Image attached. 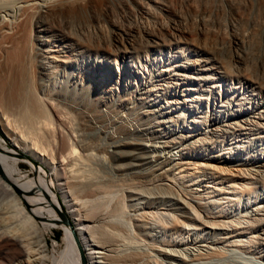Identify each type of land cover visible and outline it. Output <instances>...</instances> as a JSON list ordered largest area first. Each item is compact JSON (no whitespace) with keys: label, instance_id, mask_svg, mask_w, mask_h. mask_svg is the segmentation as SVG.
I'll list each match as a JSON object with an SVG mask.
<instances>
[{"label":"bare ground","instance_id":"obj_1","mask_svg":"<svg viewBox=\"0 0 264 264\" xmlns=\"http://www.w3.org/2000/svg\"><path fill=\"white\" fill-rule=\"evenodd\" d=\"M111 1L0 0V12H4L5 8L7 10L4 15H0V113L5 114L4 128L7 127L13 133V139H16L18 144L25 146L31 155L48 165L51 175H54L53 179L50 174L42 175L40 166H36L33 159H28L32 175L22 174L18 165L19 155L23 158L22 153L3 144L0 137V264H264V253L258 254V247L264 244V197L259 196V192L253 195L256 189L253 184L257 179L262 181L264 174L259 167L247 170L248 168L235 169V166L231 169L230 166L228 168L216 166L212 163L213 161L224 162L236 158L240 164L244 165L247 164L248 159L241 158L237 152L232 157L223 151L220 153L221 149L214 148L213 151L219 152L212 154L213 151L202 147L203 144H207L206 146L212 149V145L209 144L210 137L215 135L224 139L227 133H230L231 141L227 144L231 146L236 142L240 143L245 137L243 131L258 126V122L254 120L252 114L254 108L252 107L251 110L245 108L225 119V110L218 109L223 106L222 100H218L220 103H214L213 100V114L215 115L206 119L207 122L203 128L196 125V122L199 123L196 117L200 115L188 118L189 115L187 116L189 122L181 124L186 114L197 113L196 104L200 100V96L194 93H198L200 89L196 87V84H199L200 80L211 78L209 74H205V76L199 74L200 76H198V73H193L191 70L194 71L195 66L207 64L208 58L205 55L214 53L218 55L224 49L221 45H219L220 47L218 45V47L216 45L213 47L214 45L210 43L209 45L206 41L208 35L201 28L184 26L183 23L187 20L185 22L183 20L186 16L183 19L179 10L170 8L172 6L166 5L165 2L160 0H125L133 4L137 14L148 16V19L152 18L155 28L129 26L121 29L116 25L117 23H114L112 24L113 29H111L116 49L109 46L111 43L108 44L107 39L106 41L94 40L93 42L90 38V40L83 41V50H77L76 54L87 50H93L94 53L82 54L81 58L71 55L66 60L62 59V52H71L81 46L78 40L74 42L75 34L72 31L75 23L73 24L72 20L91 15L90 13L95 16L100 7L108 5L107 3ZM225 2L228 6L235 3L234 0ZM10 3L12 5L8 6ZM204 3L200 2L201 5H198V8L195 5V8H191L192 13L197 12L200 15L199 22H204L206 14L212 10H209L210 4ZM219 8L221 9L222 6ZM111 11L113 12V10ZM124 11L126 10L124 9ZM162 15L166 16L167 22H163L164 18L162 20L159 17ZM99 16L98 18H100ZM100 28L102 27L100 26ZM106 35L110 36L109 33ZM237 38L235 34L232 37L235 45L240 43ZM118 46L123 49H119ZM166 47H169L168 50H164ZM171 48H175L176 52L184 56L186 54L183 62L175 65L173 73H168L169 71H167L168 74L162 73L167 69L151 72V69L147 70L138 66L141 61L157 60L158 56L166 54ZM157 49L159 52H154ZM141 52L143 53L140 54ZM188 53L193 57H189ZM134 54H136V59L133 60L131 57ZM222 56L219 59H224V62L229 59L226 58V60ZM236 57L235 55V60ZM201 61L203 64H199ZM110 62L116 64L113 73L105 69ZM222 65V70H219L222 73H218L219 77H223L224 73L228 74L229 70H232L230 63H228L230 67L227 66L229 69L223 63ZM198 70H208V68L203 67ZM192 73L197 76H193ZM136 75L141 76L137 79ZM83 76L89 77L90 81L95 82L100 88V92L107 91L109 96L103 99L104 105L110 104L112 95H116V90L119 91L122 86L124 94L119 99L120 104H124L123 107L128 108L130 105L132 107L133 105L140 106L137 107L140 108V111L138 110L135 115V121L137 120L135 128L130 131L131 128L128 127L130 120L127 118L116 119L111 124L117 132L127 135L163 134L160 137H167L165 140L168 145L174 144L173 147L176 149L174 152H163V155L158 156L154 155L157 149L155 148L156 144H146L143 149L150 153L148 157L156 158L153 160L154 162L177 160L171 163V173L167 176L166 182H159L154 187L146 188L145 186L143 192L139 189L141 193L138 195L129 194L127 203L122 198L125 196H122L121 201H123H117L113 210H110L113 212L106 211L105 217L107 213L111 214L106 223L105 217L102 216L104 213L95 212L99 205L98 202L101 203L102 199L95 200L98 205H92L89 210H82L84 207H78L79 199H76L72 192L74 190L71 188L75 189L81 183L76 179L75 181L79 185L70 187V181H74L73 178L70 181H66L68 178L64 179L70 172L68 174L66 172L67 176L64 175L63 178L56 160L57 155L48 151L47 147L50 145L47 143V147L42 145L45 139L43 137L46 135L52 137L49 138V140L52 139V142L56 137L51 126L52 117L50 118L46 106L48 101L53 103L51 92H54L57 87L58 92L65 96L67 82ZM246 98L249 99L248 96ZM117 102L116 104H118ZM91 106L94 108L96 103ZM10 110L17 112V119L10 115L12 114ZM7 111H10L8 113L11 117L7 116ZM55 113L57 115L58 112L55 111ZM123 114L125 115V113ZM12 117L15 118L12 121L19 119L18 121L23 124L22 126L17 124L18 127H21V129L18 128L19 131H15L17 125H15V129L12 127L14 125L9 126L8 118L11 120ZM258 118L263 117L260 115ZM143 120L147 122L143 123ZM177 121L180 122L179 125H176ZM200 121L203 123L202 120ZM108 122L110 123V121ZM55 128L57 129V127ZM227 129H231V131ZM61 134L58 138L60 142H63V134ZM64 139L68 141L67 137ZM46 141L48 142V140ZM67 141L63 146L71 145ZM55 144H53L55 150L60 151L62 149L60 144L58 146ZM142 144L144 143L142 142ZM72 145L74 144L72 143ZM163 146L165 147V145ZM232 148H236V144ZM74 149H71L70 152L76 151ZM225 152L230 153L229 150ZM124 153L126 154V152ZM62 154L63 158H66L67 153L62 151ZM240 158L243 159L241 162ZM100 159L98 158V160ZM61 160L62 158H60ZM67 160L69 159L67 158ZM234 170H237L238 174L233 173ZM64 171H61L62 174H65ZM123 179L125 180V178ZM100 187L98 188L101 189ZM81 188L84 189L83 186ZM154 188L157 189V192ZM82 189L79 187L80 193ZM114 189L117 192V187ZM93 190H89L91 194ZM109 190L111 191V189ZM120 196L118 195V197ZM92 202L94 201L91 200L90 203L93 204ZM110 202L114 203L115 201ZM172 202L177 205L168 206ZM62 203L66 209H63ZM70 217L72 221H70ZM64 218L67 219V224H64ZM58 224L63 227L66 239L65 247L60 251L56 250L55 244H48L46 239L47 232ZM121 230L126 232L123 238L121 234L124 231ZM119 236L121 238H117ZM118 239H121V242ZM160 251L163 252V256H159Z\"/></svg>","mask_w":264,"mask_h":264},{"label":"rangeland","instance_id":"obj_2","mask_svg":"<svg viewBox=\"0 0 264 264\" xmlns=\"http://www.w3.org/2000/svg\"><path fill=\"white\" fill-rule=\"evenodd\" d=\"M124 1L125 0H112L111 2L107 3L108 5L105 4L104 6L100 7L102 9L99 8L97 10L98 14H95L96 18L94 16V14H92L90 12H87V13H90L91 15H88V16L85 15L83 18L77 17V20H76V18H74L72 20L73 21L72 23L73 24L75 23L73 26L74 29L72 27L73 24L72 23H71L72 25L70 24L72 29H73L72 32L75 34L73 36L75 39L74 42H76L78 40V42L81 46L79 48H77L76 50L71 51L72 53L70 51L62 52L61 58L62 59L64 58V60H66V59H68V57H71V55H72V57L81 58L82 54H87L90 52L94 53L93 50H87V51L81 52L80 54H76V52L83 50V48H84V47H82L83 41H85L86 39L90 40V38H91V41H93V42H94V40L95 41H97V40L106 41V39H107L108 44L111 43L109 46L112 47L113 49H116L117 47L115 46L114 41L112 39V32H113V30H112L113 25L112 24H114V23H117L116 25L118 27L120 26L121 29L125 28V27L127 28L129 26H138L139 28L149 26L150 28H153V29L155 28V26H154L155 22L152 18L148 19L147 18L148 16L145 17V15L137 14V11L134 9L133 4H130V2H126V1L124 2ZM127 1H130V0H127ZM160 1L165 2V4L168 6H172L170 8H173L176 11L179 10L178 12L179 13L181 12L180 15L182 18L183 17L185 18V16H186L185 19L183 18L184 19L183 21L185 22V20H187L188 22L186 21L185 23H183L184 26L189 27V28H193V27L201 28L202 31H205L206 35H208L207 40H206V41H208L207 42L208 44L209 43L211 45L213 44L214 45L213 47H215V45L216 46L221 45L222 48L224 49L222 51L221 50L222 48H220V50L222 51V53H220V54H222L224 57L220 54L217 55L216 53L207 54V55H205L208 58L207 64L204 66H195L194 65L197 70L196 69L194 71L191 70L193 73H195V72L198 73L197 74L198 76H200L201 74H202V76H205V74H209L211 76V78L204 79L202 81L200 80L199 84H196V87H198L200 89V91L198 93H194V94H197L198 96H200V100L196 104L197 110L195 109L197 113H191V114L188 113V115L186 114V116L182 120L181 124L182 123L187 124L189 122L188 118H191V116H199L200 115L199 117H196V120L199 121V123L196 122V125L198 124L199 126H201L203 128L204 124L207 122L206 119H208L209 117L211 118L215 115V114H213L214 113L213 102H212L213 100H214V103H216V102L220 103L219 101L222 100L221 103L223 104V106H221L218 109L219 110H222V109L225 110L224 111L225 112L224 113L225 119L228 118L233 113L241 111L245 108L248 110H251L253 107L254 113H252V114L254 115V120H256L258 122V126L252 127V129H250V130L243 131V132H245L244 133L245 137L240 141L241 144L239 142L234 143V144H236V148H232V146L234 144H231V146L229 144H227V143L231 142L230 141V135H229L230 133H227L224 136V139L221 138L220 136H215V135L211 136L210 137L211 142H209V144L212 145V149H209V146H206L207 144H205V145L203 144L202 147L207 148L208 151H213V148L214 149H221L220 153H221V151H223L226 155L230 154L232 157H234L235 152H237V155H240L241 158L245 157L246 159H248L247 164H244V165L240 164L236 158H231V159H228L224 162L213 161L212 163L215 164L216 166H220V167L224 166L226 168H228L230 166L229 167L230 169L235 166L236 167V168L234 167L235 169H238V168L247 169L248 168L247 170H250L251 168L255 169V168L259 167L262 174H264V0H236V1L234 0V2H235L234 4H236V5L233 4L232 6L226 5L227 4L225 2L226 0H164V1L160 0ZM121 2L122 3L124 2V3L122 4ZM200 2H201V4H205L204 2H206V5L210 4L209 6L211 8L208 6L210 8L209 10H211V9L213 10V11L211 10L212 12L211 11L208 12L209 15L206 14L207 16L205 17L204 22L198 21L200 18V15L197 12H193V13L191 12V11H193L191 8L194 7V5L197 6L196 8H198V5H201V4H199ZM190 4H192L193 6ZM11 5L12 4L10 3L8 6H11ZM189 5H190V7H188ZM119 6H121V7H119ZM214 6H215V8H214ZM220 6H222L221 9L219 8ZM188 8H189V10H188ZM124 9L126 11H124ZM3 10H4V12L1 11L0 15H4V13L7 12L6 8ZM111 10H113V12ZM125 12H126V14H125ZM99 14H100V16H99ZM183 14H184V16H182ZM98 16L100 18H98ZM114 16H116V17H114ZM159 17H161L162 20L164 18L163 22H167L166 16L162 15ZM140 20H141V22H140ZM207 23H208V25H207ZM94 24H96V25L94 26ZM100 26L102 28H100ZM81 31H83V32H81ZM213 32L216 34H214ZM103 33H105V34H103ZM108 33L110 34V36L106 35ZM234 34H235L236 38L238 36L237 39L240 42L236 45L232 41V37L234 36ZM90 35H91V37H90ZM95 35L97 38L95 37ZM210 37H212V38H210ZM72 42H73V40H72ZM118 48L123 49V47H121V46H118ZM168 48L169 47H166L164 50H168ZM154 52L158 53L159 50L157 49ZM142 53L143 52H141L140 54H142ZM152 53H153V51H152ZM152 53L150 54L151 56H152ZM96 54H100V53H96ZM162 55L158 56L159 58L157 60H146L145 62L141 61L138 64V66L142 67L143 69H147V70L151 69L152 70L151 72H156V71L158 72L159 69L160 70L161 69H167L166 71H164L162 73H167V71H169L168 73H173L174 72L173 70L176 67L175 65L181 64L183 62V58L186 56V54L184 56L183 54L176 52L175 48H171L169 52H166V54H162ZM187 55L189 57L192 56V55H190V53H188ZM235 55L237 56L236 60L234 59ZM88 56H90V54H88ZM221 56L225 59L229 58L228 60L226 59L227 60L226 62L230 63V66H231L230 69H232V70H229L230 74L228 71H226V72H228L229 75L227 73H224L223 77L218 76L219 75L218 73H220V74L222 73L219 71V70H222V68H221L223 66L222 63L224 65L226 64V62H224V59L223 60H222V58L219 59ZM111 58H112V56H111ZM131 58L133 60L136 59V54L132 55ZM196 58H200V57H196ZM117 59H119V58H117ZM112 63L113 62H110L108 64V67L105 68L106 70H108L111 73H113V69L116 66L115 63H113V64ZM228 63L225 65L226 67L228 66ZM199 64H203V61L199 62ZM230 66H228V67H230ZM203 67L208 68V70H198V69H203ZM209 67H211V68H209ZM65 68L67 69V67H65ZM231 71H232V74H231ZM206 72H208V73H206ZM239 72H241L242 74H240ZM243 72L245 73V75ZM193 73H192L193 76H197ZM136 76L138 77L137 79H139L141 75H136ZM253 78L254 79L257 78V80H254ZM137 79H136V81H138ZM90 80L91 79L89 77H85V76L78 78L77 80H74V81L69 80L67 82V85H66L67 94H65V96L62 95L61 93H59L57 87H55L56 91L54 90V92H51L52 93V95H51L52 99L51 100H53L52 101L53 103H50V101H48L47 105H46L47 110L50 113V118L52 117L51 126L53 127L54 135L56 136V137H54V135H53V137H54L53 142L55 141L56 144L58 142H60L58 137L60 136L61 133L63 134V142H60L58 144H60L61 148L63 149V150L61 149L63 151V153L68 154V155L67 154L65 155L66 158H63L64 155L62 154L61 150L58 151L59 153L61 152L60 153L61 155L55 150V147L53 145L55 143H53L51 141L52 139L49 140V138L51 137L50 135L49 136L44 135L45 137H43V138H45V139L43 140L44 142L42 143V145L44 147H47V144L50 145L47 147L48 151H50V152L52 151L53 154H55V156L57 155L56 160L58 161V167H60L59 171H60V174L63 175L62 176L63 178H64V175L67 176L66 172H67V174L70 172L69 175L64 178V179H66V178L69 179V180L66 179V181H70L73 178L74 181H72V182L70 181V187L71 186L77 187L79 185L76 183L78 180H79L78 182L81 183L82 186L84 187V189H82L81 188L82 186H80L81 185L80 184L77 188H75L76 190L71 188L72 190H74L72 192L74 193V196L76 197V199H79L78 200L79 202L76 200L78 202L77 203L78 207H84L83 209L81 208L82 210H89L92 205H94V204L98 205V203H99L95 212H98L99 214L104 213L103 215L102 214L101 215L103 217H105L106 211L110 212V210H113V206H115V204L118 203L117 201L122 202L124 200L125 203L129 202V201H127L129 199V194L132 196L138 195L141 193L139 191V189H141V191L143 192V189L145 186H146V188L147 187H154V185H158L159 182L160 183L166 182L167 176L171 173V163L174 161H177V160L174 159L172 162H169V161L161 162L158 160L157 161L158 163L154 162L153 160H156V158H154V156L152 158L148 157L150 155V153L145 151L146 149H143L146 146V144L147 145L150 143L152 145L156 144L155 148H157V149H156L154 155H158V156L163 155V152H174L176 149L173 147L174 144L168 145V143L166 142L167 137H165V138L160 137V136H163V134H151V133L139 134L138 133V134H133V135H130V134L127 135L124 133L120 134V132H117V130H115L113 128V125H112L114 120H116V119L124 120V118H127L128 120H130L129 124H128V127L131 128L130 131L135 128L134 126H136L135 124L137 123V120L135 121V119H136L135 115H137L136 112H138V110L140 111V108H137L140 106L135 107L133 105V107H132L130 105L131 108L130 107L128 108V107H123L124 104H122V105L120 104L121 102H119V99L122 97L121 95L124 94V91L122 90V86H120L119 91L116 90V95L114 94L115 96L112 95L113 97H112V99H110V101H111L110 104L104 105L103 99L108 98L109 94L107 93V91H105L104 93L100 92V88H98V86L95 84V82L90 81ZM259 83H261L260 87H259ZM262 83H263V85H262ZM200 87L204 88V89H201ZM53 93H55L54 96H53ZM57 93H58V95H57ZM247 96L249 97V99L246 98ZM215 98H216V100H215ZM61 100H62V102H61ZM117 100H118V102H117ZM55 101H57V102H55ZM93 101H95V102H93ZM251 101H252V103H251ZM116 102L118 104H116ZM66 103H67V105H66ZM93 103H96V106H94V108H93V106H91V105H93ZM192 103L195 104L194 102H192ZM192 103H191V105H193ZM258 103H261V104H258ZM224 107L225 108L227 107V109H225ZM56 108H58V109H56ZM54 110L56 112H58L57 115H56ZM118 110H120V111H118ZM10 111H12V114H10V115H12L16 118L17 112L15 110H10ZM10 111H7V113L8 112L10 113ZM62 111H64V112H62ZM67 112H69V113L67 114ZM9 113H8V115L7 114L6 115L9 116ZM13 113L16 115H14ZM123 113H125V115ZM81 115H82V117H81ZM126 115H127V117H125ZM189 115H190V117L187 118V116H189ZM260 115L263 118H258V116H260ZM74 116H75V121H74ZM4 117H5V114L0 113V137L2 139V143L5 144L6 146L10 147V148H14V150H16L17 152H20L26 156L24 158H21L19 155V158H18L19 171L24 175H29V176L32 175V172L30 170L31 166L29 165L28 159H33L37 164L36 166H40L42 175L45 176V175L50 174V177L53 179L54 175H51L50 167L48 165L44 164L40 159L35 158L33 155H31V153H29L28 149L25 146L18 144L16 139H13V137H12L13 133L10 132V130L7 127L4 128L5 124H6L5 120L3 119ZM9 117H11V116H9ZM14 117H12L11 120H10V118H8L9 119V126L14 125V126H12V127H14L13 129H15V125H17V124L18 125L21 124V126L23 125L22 123H20L18 121L19 119L17 120L18 122L12 121L13 119H15ZM83 118H85V119H83ZM91 119L94 121H92ZM89 120H91V121H89ZM200 120H202L203 123ZM108 121H110V123ZM10 122L11 123L13 122V124H10ZM144 122L146 123L147 121L143 120V123ZM63 123H65L66 126L63 125ZM76 123H77V126H76ZM71 124H72V126H71ZM177 124L179 125L180 122L177 121L176 125ZM18 125L16 126L17 129H15V131H19L18 128L21 129V127H18ZM62 125H63V127H61ZM194 125H195V123H194ZM55 127H57V129ZM88 129H91V130H88ZM227 130L231 131V129H227ZM73 131H75V132H73ZM78 132H80V134H78ZM51 133L53 134L52 131H51ZM68 133L69 134L71 133V134L69 135ZM110 136H112V137H110ZM64 137L65 138L67 137L68 141L70 140L74 144V145H72V143L70 141L68 142L66 140L69 145L71 144L70 146H73L72 148L68 145H66L68 148H65L66 146H63L64 143L66 144ZM69 137H70V139H69ZM77 137H78V139H77ZM46 140H48V142ZM140 142L141 143L143 142L144 144L141 145ZM213 142H215V143H213ZM50 143H52V144H50ZM45 144H46V146H45ZM56 144H55V146H56ZM58 144H57V146H58ZM52 145H53V147H51ZM163 145H165V147ZM50 147L53 149H51ZM69 147L71 149L76 148V149H74L76 151L72 150V153H73L72 154L70 152L71 149ZM117 150L119 152L120 151L121 152L119 153ZM228 150L230 151V153L225 152ZM204 151L207 152V150H204ZM69 152H70V154H69ZM74 152H75V154H74ZM87 152H88V154H87ZM124 152H126V154ZM127 152H128V154H127ZM217 152H219V151L214 150L212 152V154H216ZM84 153H85V155H83ZM70 155H71V157H69ZM60 156H62V157H60ZM59 157L62 158L61 161H60ZM89 157H90V159H89ZM176 157H177V155H176ZM67 158L70 161L67 160ZM98 158L99 159L101 158V159L98 160ZM241 158H240V162L243 160ZM75 159H77V160H75ZM59 161H60V163H59ZM62 162H66V163L63 164ZM75 162H76V164H75ZM135 163H137V164H135ZM68 164H70V165H68ZM114 164H117L118 166L114 165ZM64 166H67V167H64ZM80 166H81V168H79ZM261 168H263V169H261ZM63 170H65L64 171L65 174L64 173L62 174ZM233 173L236 174L237 170L236 171L234 170ZM82 176H83V178H82ZM86 178H87V180H86ZM123 178H125V180ZM76 179H77V181H75ZM117 181H119L121 183H119ZM138 181H140V182H138ZM129 182H131V183L129 184ZM67 183H69V182H67ZM84 184H85V186H84ZM100 184L102 185L101 187H100ZM96 185H98V186H96ZM103 185H104V187H103ZM253 185H255L256 189H257V190L255 189V192L253 193V195H256V193L259 192L260 194L258 193V195L259 196L262 195L264 197V179L262 181L260 179L259 180L257 179ZM79 187H80V189H82V192H84V193H82V192L80 193L81 190H78ZM85 187H86V190H85ZM98 187H100L101 189H99ZM107 187H109V188H107ZM114 187H117V189H118L117 192H116V189H114ZM95 188H97V189H95ZM91 189L92 190L94 189L92 191V194L90 192ZM109 189H111V191ZM112 190L114 191L113 193H112ZM86 191H87V193L88 192L89 193L87 194ZM155 191L157 192V189H155ZM118 192H119V194H118ZM116 193L118 195H121V196L118 197V195ZM158 195H157V197H159ZM58 196L60 198V194ZM99 196H101V197H99ZM122 196H125V198ZM94 197H96L97 199ZM121 197L123 198L122 201H121ZM100 198L102 199V200H100L101 203L98 202L96 204L95 200L98 201V199H100ZM106 198H109L111 200L106 199ZM91 200L94 201V202H92L93 204L90 203ZM103 201L105 202V204ZM110 201H113V202L115 201V202L112 203ZM169 202H171V201H169ZM173 203L174 202L169 203L168 206L171 205V207H174L175 205H177V203H175V204H173ZM80 205H82V206H80ZM110 205H112V206H110ZM62 206H63V209H66L64 203H62ZM105 206H106V208H105ZM110 207H111V209H110ZM97 210H99V211H97ZM111 212H113V211H111ZM110 213H107V216ZM110 217H111V214L107 217V219L104 218L105 223L107 220H109ZM70 221H72L71 217H70ZM236 229L242 230L244 228H242V229L236 228ZM121 231L123 232L124 230H121ZM64 233H65L64 229L60 224L51 228V230H49L46 234V239H47L48 244H55V248L57 251L62 250L66 244V239H65ZM125 233L126 232L124 231V233L121 234L122 238L124 237ZM121 236H119L117 238H121ZM118 240H119V242H121V239H118ZM258 248H259V253H258L259 255L264 253V244H263V246H261V247L259 246ZM160 253L161 254H159V256H163V252L160 251Z\"/></svg>","mask_w":264,"mask_h":264},{"label":"water","instance_id":"obj_3","mask_svg":"<svg viewBox=\"0 0 264 264\" xmlns=\"http://www.w3.org/2000/svg\"><path fill=\"white\" fill-rule=\"evenodd\" d=\"M21 156H22L23 158L26 157L24 154H22ZM59 213H61L60 210H59ZM63 222H64V224H67V223H68L66 218L63 219Z\"/></svg>","mask_w":264,"mask_h":264}]
</instances>
